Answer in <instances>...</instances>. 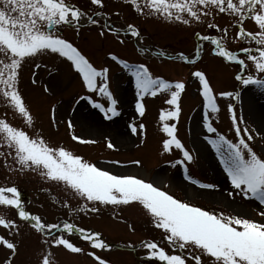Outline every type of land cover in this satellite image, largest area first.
Returning a JSON list of instances; mask_svg holds the SVG:
<instances>
[{
  "label": "snow or ice",
  "instance_id": "1",
  "mask_svg": "<svg viewBox=\"0 0 264 264\" xmlns=\"http://www.w3.org/2000/svg\"><path fill=\"white\" fill-rule=\"evenodd\" d=\"M123 3L138 16L169 24L204 25L215 30L218 35H202L200 32L194 35L198 41H208L213 46L212 55L227 64L238 66L239 71L233 79L241 88L256 86L264 90V0H123ZM105 7V0H89L87 11L71 0H0V106L6 109L0 117V167L6 170L8 175L5 179L10 181L0 184V209L3 210L0 211V227L7 230L10 236H19L17 219L7 215V212L15 210L19 221L28 224L31 231L43 237L41 243L45 248L39 254V264H58L52 248L89 257L94 264H111L110 260L97 255L96 250L110 249L100 232L79 227L68 220L48 223L40 215L25 209L17 186L11 182L12 177L35 174L42 181L61 189L63 199L54 197L53 202L74 215L100 214L110 210L112 218L117 219L123 209L137 210L159 232L162 241L158 243L145 238L139 242L140 246L146 250L147 258L156 259L161 264H264V157L258 155L251 146L256 137L264 141V136L255 129L242 128L245 121L242 116H237L232 104L228 105V112L235 142L218 132L209 113L215 114L219 109L205 71H192L191 76L200 86L199 94L203 102L202 126L207 133L203 140L214 150L230 184L225 209L236 203L237 197L255 200L260 206L256 211L259 220L234 211L206 210L190 200L177 198L167 190L170 182L166 183L164 178L141 175L145 168L142 158H132L128 164L118 159L92 162L76 154L53 135H45L43 127L37 126V116L19 88L20 74L29 62L33 85L37 84L38 70L45 69L51 79L59 73L60 64H67L71 72L78 74L85 90L84 95H78L75 99L76 106L86 102L105 121H113L121 115L118 100L110 88V68L94 66L69 39L58 30L53 31L67 27L79 36L86 23L100 27V37H104L106 32H114L118 43L123 45L125 40L119 38L121 29H114L108 23V15L101 11ZM115 15L119 16L120 13ZM224 17L230 23L221 27L215 21ZM99 18L105 20L103 25ZM247 22L253 25V30L245 28ZM230 29H237L231 43L239 41L247 46L231 50L227 46ZM123 31L126 37L141 39V31L133 23H127ZM201 50V45L197 44L193 56L180 52L168 58L195 66L201 57ZM149 51L148 48L139 49L141 54ZM153 54L166 55L162 50ZM108 58L134 81V111L138 117L142 118L146 114L145 97L165 96L163 103L167 107L159 111V132L164 135L158 156L172 155L174 149L178 150L179 158L168 160V165L173 169L182 167L183 179L189 185L201 190H217V184L201 182L189 174V166L196 163L195 150H189L177 135L186 82L170 81L161 75H154L146 63H130L116 53H109ZM48 60L52 61L51 67ZM43 92L51 95L53 88L45 84ZM219 95L233 97L232 92H221ZM240 95L237 91L234 98L239 100ZM94 97L102 98L106 103ZM8 110L14 120L20 121L19 124L9 122ZM56 110V105L49 110L50 128L58 131L59 123H65L72 142L80 145L98 143L95 139L77 135L72 119L58 122ZM127 127L131 137L137 138L135 147L146 148V125L133 120ZM212 134H215V138ZM105 141L108 150H120L112 139L106 137ZM98 164L109 167H100ZM129 165L138 171H113ZM72 201L76 202L75 205ZM120 222L127 223L123 219ZM127 227L131 232L136 231L131 223H127ZM73 234L78 235L89 250L68 238ZM0 246L11 253L4 264H13L18 244L0 235ZM128 247L134 248L135 245L129 244Z\"/></svg>",
  "mask_w": 264,
  "mask_h": 264
},
{
  "label": "rangeland",
  "instance_id": "2",
  "mask_svg": "<svg viewBox=\"0 0 264 264\" xmlns=\"http://www.w3.org/2000/svg\"><path fill=\"white\" fill-rule=\"evenodd\" d=\"M75 2L79 4L77 0ZM86 3L89 4V1ZM105 3L106 7L101 11L106 13L111 20L118 19L114 26L122 29L121 17L127 15L129 18L132 17L134 24L142 31V42L155 53L162 50L166 54L162 57L148 52L141 54L136 46L130 50V53L134 56L132 57L134 63H146L154 75H161L170 81L183 80L186 82V90L181 98L182 111L177 124V135L189 150H195L197 159L196 163L189 166V174L201 182L217 184L218 189L201 190L191 186L183 179L182 167L171 168L167 161L179 158L178 150L174 149L172 155L158 156L159 145L164 135L159 132V111L162 107H167L163 103L165 96L158 95L156 98L145 97L146 114L142 118L138 117L134 111V81L126 71L109 58L104 61V64L110 68V88L118 100V110L121 112V115L114 118L113 121L103 120L102 115L97 110L91 109L86 102H81L79 106L75 105V99L78 98V95H84L85 90L81 86L78 74L71 72L67 64H60L59 73L53 75L51 79H49L45 69L38 70L36 85L31 83V62L25 64L20 74L19 88L37 116V126L43 127L45 135H53L55 139L64 143L66 147L76 154L82 155L85 159L92 162L118 159L123 164H128L132 158H142L145 161V168L141 175L157 179L164 178L166 183L170 182V188L167 190L177 198L190 200L196 205L220 207L225 211H231L229 208L225 209V203H227L226 193L230 190V184L214 150L203 140V136L207 134L202 126L203 102L199 94L200 86L198 82L193 81L191 72L195 70L205 71L214 90L219 109L215 114L209 113L213 126L217 128L220 134L225 135L234 142L236 138L234 130L231 128L228 105H234L237 116L243 117L245 123L241 125L242 128L255 129L256 132L264 136V128L254 117L255 111H260V108L264 111V90L256 86L241 88L233 79L236 72L239 71L238 66L234 63L227 64L221 58L212 55L211 49L213 46L208 41H198L194 35L195 32H200L202 35H218L215 30L208 29L204 25L169 24L155 18L138 16L130 6L123 3V0H105ZM117 12L120 13L119 16L115 15ZM215 22L221 27L230 23L226 17L218 18ZM245 28L253 30V25L247 22ZM235 31L237 29H230L229 31V43L227 46L231 50L247 46L239 41L231 43V38ZM72 39L76 40L77 47L80 43L79 46L84 50L82 53L89 57L90 62L94 66L102 67L103 61H101L100 51L98 50L101 47V40H98L94 34L88 35L85 40L82 38L80 41L73 34ZM197 44L201 45L202 50L201 57L197 60L195 66L168 58L170 56L174 57L180 52L193 56ZM103 45L110 51V47L105 42ZM116 46V50H113L114 52L112 51V53L124 56L126 49L121 47L123 45L118 44ZM106 49L104 48L101 53H106ZM100 62L101 65L99 64ZM47 63L49 67L52 66L51 60H48ZM45 84H49L53 88L51 95L43 92ZM237 91L241 94L239 100L234 98ZM221 92H232L233 97H222L219 95ZM94 99L101 103H106L102 98L94 97ZM53 105L57 106L56 118L58 122H66L68 119H72L77 135L85 139H95L98 143L80 145L72 142L67 133L65 123H59L58 131L50 128L48 123L49 110ZM73 108H75L74 112ZM5 111L6 109L0 106V117L4 115ZM8 120L13 124L20 123L18 119L14 120L12 118L10 110H8ZM133 120L137 123L142 122L147 127L146 148L137 149L135 147V142H138L137 138L131 137L127 127ZM212 136L215 138V134H212ZM106 137L112 139L113 143L119 147L120 150L118 152L106 148ZM251 146L258 155L264 157V141L260 137H256L251 142ZM98 166L109 167L104 164H98ZM113 171L136 172L138 170L129 165L127 168H115ZM7 175L6 170L0 167V184L10 183V181L5 179ZM11 182H14L17 186L25 209L33 214L40 215L46 222L56 223L68 220L76 223L79 227L100 232L102 239L109 243L110 249L104 251L96 250L97 255L110 260L111 264H161L156 259L147 258L144 248H138L139 242L145 238L154 239L158 243H162V241L159 232L153 229L137 210L123 209L117 219L112 218L110 210H104L100 214L74 215L68 209L62 208L60 204L53 202L54 197L63 199L64 194L61 189L42 181L37 175H15L12 177ZM71 203L75 205L76 202L72 201ZM229 206L234 208L233 210L236 213L257 220L260 219L256 215V211L259 210L260 206L255 200H241L240 197H237V202ZM0 211L3 210L0 209ZM7 215L9 218L17 219V223L20 225L19 236H10L7 230L0 227V235L18 244V253L13 260V264H39V254L45 248V245L41 243L43 237L31 231L28 224L19 221L15 210L7 212ZM121 219L131 223L136 231H129L127 223H121ZM68 238L78 246L89 250L88 245L82 242L78 235L73 234ZM129 244H134L135 247H128ZM114 246H121L122 248L117 249ZM162 246L166 247V245ZM51 251L56 254L55 258L58 264H94L91 258L86 256L72 255L57 248H52ZM10 255V251L0 246V264H4V261Z\"/></svg>",
  "mask_w": 264,
  "mask_h": 264
},
{
  "label": "flooded vegetation",
  "instance_id": "3",
  "mask_svg": "<svg viewBox=\"0 0 264 264\" xmlns=\"http://www.w3.org/2000/svg\"><path fill=\"white\" fill-rule=\"evenodd\" d=\"M76 0H71V2L72 3H76L75 2ZM78 2H79V4H77L76 3V5L77 6H79L82 10H85V11H87V10H89V4L88 3H86V2H88L89 0H77ZM110 18V17H109ZM100 19V24L101 25H103L104 23H105V20L103 19V18H99ZM118 21V19H109L108 20V23H110L111 25H112V27L115 29V28H118V27H116V26H114V24L116 23ZM120 21H121V23H122V27L123 28H125V26H126V24L127 23H133L134 24V22L132 21V17H130L129 18V16L127 15V16H122L121 17V19H120ZM121 26H120V28H122ZM123 28L121 29V32H120V34H119V38L120 39H124L125 40V43L123 44V46H121L122 48H124V49H126L125 50V55L124 56H120L121 58H124V59H127L130 63H134L133 62V60H132V57H134L131 53H130V50H131V48H135L136 46L138 47V48H148V49H150L146 44H144L143 42H142V39H139V40H137V39H134V38H131L130 36L129 37H126L125 35H124V31H123ZM59 31L65 38H67V39H69L74 45H76V43L77 42H75L76 40H73L72 39V35L73 34H75L76 35V33H75V31L73 30V29H70V28H67V27H61V28H59V29H53V31ZM101 31V28L100 27H98V26H91V25H87L86 23H85V25H84V27H82L81 28V30H80V34H79V36H77L76 35V39L78 40V41H80L82 38H83V40H85L86 39V37L88 36V35H93L94 34V36H96L97 37V39L98 40H101V43H100V45H101V47L98 49L99 51H100V53H99V56H101V61H103L102 62V66H107L106 64H104L105 62L104 61H106V59H108V54L109 53H112V51L113 50H116V45H118V44H120V43H118V40H117V35L113 32L112 34H109L108 32H106L105 33V38L104 37H100L99 36V32ZM142 32V31H141ZM85 36V37H84ZM143 38V37H142ZM106 43L107 44V46H109L110 47V51H108L107 49H106V47H104V45H103V43ZM113 44H115V45H113ZM79 45H80V43H79ZM78 45V48L82 51V52H84V50H83V48L82 47H80ZM106 49V53H101V51L103 50V49ZM114 52V51H113ZM130 53V54H129ZM148 53H150V51L148 52ZM87 57V56H86ZM131 57V58H130ZM89 58V57H88ZM100 65H101V62L99 63ZM121 68V67H120ZM122 69V68H121Z\"/></svg>",
  "mask_w": 264,
  "mask_h": 264
},
{
  "label": "bare ground",
  "instance_id": "4",
  "mask_svg": "<svg viewBox=\"0 0 264 264\" xmlns=\"http://www.w3.org/2000/svg\"><path fill=\"white\" fill-rule=\"evenodd\" d=\"M256 113H255V115H254V117H255V119H256V121L264 128V111H263V109L262 108H260V111H255ZM229 209H231V211H234L233 209L234 208H232L231 206H229L228 207Z\"/></svg>",
  "mask_w": 264,
  "mask_h": 264
},
{
  "label": "trees",
  "instance_id": "5",
  "mask_svg": "<svg viewBox=\"0 0 264 264\" xmlns=\"http://www.w3.org/2000/svg\"><path fill=\"white\" fill-rule=\"evenodd\" d=\"M198 206L204 207L206 210H213V209H215L216 211L223 210V209L220 208V207H214V206H207V205H198ZM133 253H134V252H133Z\"/></svg>",
  "mask_w": 264,
  "mask_h": 264
}]
</instances>
